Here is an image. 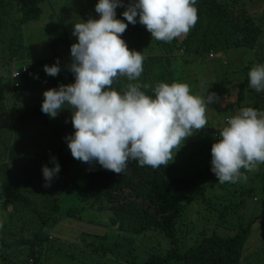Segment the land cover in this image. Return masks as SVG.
I'll list each match as a JSON object with an SVG mask.
<instances>
[{"label":"trees","instance_id":"trees-1","mask_svg":"<svg viewBox=\"0 0 264 264\" xmlns=\"http://www.w3.org/2000/svg\"><path fill=\"white\" fill-rule=\"evenodd\" d=\"M46 1L0 0V44L8 50L7 60L12 70L16 62L27 56V47H16L15 42H25L26 26L41 19L42 6ZM16 6L20 9L19 16L13 13ZM194 6L198 15L195 26L187 35L171 42L155 41L141 24H135L131 32L121 35V39L132 36L143 45L144 71L136 82L147 83L152 87L158 82H177L172 64L176 58L174 50H178L186 60L194 55L214 58L216 53L231 48L254 49L262 36L263 30L258 26L260 21L239 0H197ZM138 48L136 51L140 52V46ZM57 59L60 66L72 62L71 57L37 59L28 65L29 71L19 79H14L11 70L10 85L0 75V208L4 211L0 216V264H16L22 255L29 257L28 264H40L44 242L50 241V237L59 238L58 226L65 218L67 221L74 218L79 222L81 238L95 237L102 243L108 238L107 233H98L100 224L92 220L85 221L84 213L89 207L100 210L98 207L103 206L110 210V222L120 234L138 239L155 230L167 239L168 244L170 242V246L167 244L164 251L154 253L141 264H241L252 226L264 216V210L260 216L248 221L231 236H207L203 233L198 236L196 244L181 251L185 234L189 233L186 216L188 205L181 203L176 194L196 186L204 174L202 172L167 178L169 165L153 169L150 166L141 167L130 160L126 172L117 174L102 168L98 163H85L87 183L70 181L73 157L66 137L63 136L73 127L72 124L58 127L50 122V117L42 113L41 108L20 107L15 104L10 107L7 104L8 90L27 88L30 73H45L44 66L54 65ZM159 67L162 69L159 70ZM60 68V76L52 80L50 89L75 82L74 75L69 70ZM18 82L19 87L15 85ZM127 83L129 81L126 77H117L112 87L122 91ZM145 91L146 94L153 95L151 89ZM238 96L237 103L251 99L255 103L253 108L264 110V91L258 93L250 88L248 78L240 84ZM53 157L61 170L51 181L48 191L50 201L46 207L42 206L36 196L39 188L48 190L44 186L46 181L42 175V167H54L51 163ZM245 174L251 177L250 181L264 201V164L259 165L252 174ZM24 179H28L30 186L34 185L29 197L19 193L20 189L18 191V187H21L19 183H23ZM67 188L83 204L82 208L62 211L60 201ZM239 190L246 195L249 189L243 186ZM232 205L233 203L230 206ZM244 205V201H241L233 208H243ZM48 229L50 235L47 234ZM178 235H183V238L179 239ZM117 246L108 245L110 253ZM30 260L33 262L30 263Z\"/></svg>","mask_w":264,"mask_h":264},{"label":"clouds","instance_id":"clouds-1","mask_svg":"<svg viewBox=\"0 0 264 264\" xmlns=\"http://www.w3.org/2000/svg\"><path fill=\"white\" fill-rule=\"evenodd\" d=\"M196 2L130 0L125 5L123 0H99L95 5L98 20L74 23L72 35L78 42L70 48L69 71L75 82L45 91L41 105L50 118L64 108L71 110L75 132L65 139L74 159L98 163L117 174L126 172L130 160L156 169L167 166L174 158L173 150L205 128L207 105L218 99L216 94L194 95L181 82H158L154 87L136 82L144 71V56L130 51L121 39L128 24L137 23V16L155 40L171 42L187 35L198 20ZM118 7L126 8L122 16L128 24L116 18ZM20 69L13 68L12 74ZM43 70L56 77L61 71L59 60ZM117 77L129 81L122 91L112 87ZM248 80L250 88L264 91V64L253 65ZM148 89L153 95L146 94ZM218 136L211 147L212 173L221 184L246 182L245 173L264 164V111L240 108L227 117ZM51 163L54 167H42L45 187L61 170L55 157Z\"/></svg>","mask_w":264,"mask_h":264},{"label":"rangeland","instance_id":"rangeland-1","mask_svg":"<svg viewBox=\"0 0 264 264\" xmlns=\"http://www.w3.org/2000/svg\"><path fill=\"white\" fill-rule=\"evenodd\" d=\"M239 1L260 21L258 26L263 30L254 49L231 48L216 53L214 58L207 55H194L187 57V60L178 50H174L176 58H172L177 82L187 83L194 95L207 96L210 93H215L218 98L207 105L205 128L188 137L179 150H173L174 158L169 161L170 168L166 171L167 178L194 175L198 172L204 173L196 186L176 194L181 203L188 205L186 216L188 217L187 231L189 233L185 234L181 251L196 244L198 236L203 233L207 236L214 234L231 236L241 226H245L248 221L260 216L264 210V201L255 185L250 181V176L246 182L221 184L212 171H209L212 167L211 147L213 143L218 142L219 131L225 126L227 117L234 115L242 107L255 105L251 99L237 103L240 84L248 78V72L253 65L264 64V0ZM98 2L99 0H47L43 3L41 19L30 23L25 28V42H15L16 47H21V45L27 47V56L16 62L14 67L18 69L22 65L33 64L37 59L71 57V45L78 42L77 38L72 35L74 23L87 22L89 18L98 20L100 16L95 12V5ZM129 2V0H123L125 5ZM19 10V7H14L15 16L20 15ZM125 10V7H118L116 18L128 24L122 16ZM136 19V24H139V17L137 16ZM134 27L135 25L128 24L123 35L131 32ZM122 39L130 51L139 50L138 46L140 49L143 46L132 36L122 37ZM7 43L9 44V42ZM142 49L140 53L145 55ZM156 52H159L158 48ZM7 58L8 50L2 48L0 44V75L10 85L12 67L8 65ZM69 66L68 63L60 67L69 70ZM160 69L162 68L159 67ZM57 76H60V73ZM53 79L56 77L48 76L46 73H30L26 82L27 88L7 91V104L10 107L17 105L41 108L44 100L43 93L50 89ZM50 122L58 127L71 124V110L62 109L57 117L50 118ZM74 132L75 129L70 128L63 138L74 134ZM59 144L62 145V143ZM72 170L70 181L79 184L87 183L88 174L85 163L73 158ZM252 173L250 172V174ZM60 178L62 179V177ZM34 181L40 182V180ZM22 182L19 183L21 187H18V191L20 189L19 193L29 197V192L34 190V185L30 186L28 179H24ZM243 186L249 189L246 195H243L239 190ZM50 187L45 190L44 187L39 188L38 186L39 191H37L36 197L42 206L49 205L48 191ZM241 201H244V207L234 209L235 204ZM60 203L63 212H67L66 210L70 208L83 207V204L78 201L76 195L69 188L66 189ZM232 203L233 205L230 206ZM89 208L84 213V220L98 222L100 224L98 227L102 229L98 228V233L104 235L106 232L108 238L102 243L95 237L81 238L79 222L74 218H69L68 221L65 218L60 221L58 226L60 228L58 230L59 238L50 237V241L44 242L40 264H141L152 257L154 253L164 251L167 247V239L159 232L152 230L145 234L147 236L130 239L129 235L120 234L117 227L111 224V212L108 208L105 206L98 207L101 208L100 210L97 207ZM2 212L4 211L0 208V216ZM29 217L31 218L30 215ZM49 231L50 229L47 230V234L50 235ZM177 237L181 239L183 235ZM100 244L102 247H99ZM113 244L118 246L114 248L113 253H110L108 245ZM168 245L170 246V242ZM28 258V256L22 255L15 263L28 264ZM30 263H32L31 260ZM241 264H264V216L252 226Z\"/></svg>","mask_w":264,"mask_h":264},{"label":"built area","instance_id":"built-area-1","mask_svg":"<svg viewBox=\"0 0 264 264\" xmlns=\"http://www.w3.org/2000/svg\"><path fill=\"white\" fill-rule=\"evenodd\" d=\"M28 70H29V67H27V66H23L22 69L13 71L12 76L14 77V79H19V78H21L25 73H27ZM15 85H16L17 87H19V86H20V82L16 83Z\"/></svg>","mask_w":264,"mask_h":264}]
</instances>
